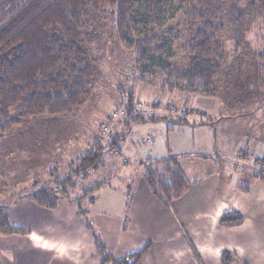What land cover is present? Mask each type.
Listing matches in <instances>:
<instances>
[{
    "label": "rangeland",
    "instance_id": "obj_1",
    "mask_svg": "<svg viewBox=\"0 0 264 264\" xmlns=\"http://www.w3.org/2000/svg\"><path fill=\"white\" fill-rule=\"evenodd\" d=\"M179 1L182 10L172 21V25L176 26V34L179 32L184 37L182 34H186L190 16L199 10L226 28L222 38L226 58L217 91L212 95L186 96L161 90L162 78L159 76L152 84L138 82L135 55L120 46L111 16L104 13L103 16L88 20L82 30V37L83 49L92 67V80L81 107L70 116L22 120L0 140V213L7 216L8 212H12V217H8L12 225L20 227L14 224L17 219L15 210L23 200H31V195L37 191L43 189L59 195L60 185L67 193L64 197L70 196L74 201V198L81 197L97 183L105 181L115 188L123 178V169L135 166V161L140 163L141 159L164 155L167 143H173L177 137L197 140L200 145L217 132L220 146L235 143L236 148L244 137L257 135L255 128L264 137V87L258 62L260 49L264 48V0ZM130 96L136 114L143 118L154 115L164 119L146 120L145 123L137 121L126 130L123 126L126 121L125 110L119 118L113 112L119 105L125 104ZM166 117L186 118L193 126L178 124ZM180 125L186 127L183 135L177 132ZM103 129L107 130L105 134L101 133ZM121 129L126 139L124 144L121 143V155H113L110 149H105L97 170H87L85 177H71L78 158L91 148L94 140H101V144H104L108 141V133ZM172 129L174 134L171 135ZM148 137L151 144L146 141ZM203 151L209 153L211 149L207 151L203 148ZM260 159L264 160V157ZM126 160L130 163L124 164ZM247 161L242 157L231 160L235 169L239 166L234 171L238 180L244 175L248 178L253 170H259L258 166ZM182 164L188 170L190 181L207 173L205 163L196 158L184 160ZM233 166L228 163L222 170L226 174L227 168V174L233 173ZM51 173L53 177H50ZM67 177H71V182L61 185L60 182ZM249 179L250 183L252 178ZM95 198L96 192L91 193L90 201L81 200L79 206H95L98 204ZM75 204L77 211L78 203ZM20 210L22 215H26L25 209ZM97 210L108 213L106 210ZM117 211L113 209L112 215L115 216ZM36 219L42 223L34 226V229L41 226L45 228L43 220ZM28 227L32 228L33 225ZM107 243L114 246V238L108 239ZM138 248L133 246L130 250Z\"/></svg>",
    "mask_w": 264,
    "mask_h": 264
},
{
    "label": "trees",
    "instance_id": "obj_2",
    "mask_svg": "<svg viewBox=\"0 0 264 264\" xmlns=\"http://www.w3.org/2000/svg\"><path fill=\"white\" fill-rule=\"evenodd\" d=\"M177 1L175 4V0H0V140L22 120L70 116L81 107L92 80L82 30L88 20L104 13L111 16L122 49L135 55L138 82L152 84L159 76L161 90L170 94H214L226 58L222 40L226 28L199 10L190 16L184 37L176 34L172 21L182 10L181 2ZM258 62L264 87V48L260 49ZM119 106L113 113H118L119 118L125 110L126 121L122 122L126 130L137 121L164 119L136 114L131 96ZM166 119L192 125L186 118ZM122 129L108 133L104 144L94 140L91 148L78 158L71 177H85L87 170H97L103 151H117L124 141ZM148 140L151 141L149 137ZM254 164L259 170L251 172L252 179L264 183V160L255 159ZM53 176L51 173L50 177ZM71 177L60 184L70 183ZM142 177L151 194L167 206L180 199L190 183L177 157L143 165ZM103 185L97 183L81 197L74 198L78 203L77 214L85 219L92 237L94 254L90 260L96 264H141L152 249V242L118 257L107 250L88 217L89 212L79 206V201ZM58 190L59 195L41 189L31 195V200L39 207L54 210L59 199L67 195L63 186L59 185ZM243 219L239 211H227L218 223L232 227L240 225ZM27 233L12 225L8 215L0 213V237ZM191 249L196 257L192 246ZM219 262L248 264L230 251L222 252Z\"/></svg>",
    "mask_w": 264,
    "mask_h": 264
},
{
    "label": "crops",
    "instance_id": "obj_3",
    "mask_svg": "<svg viewBox=\"0 0 264 264\" xmlns=\"http://www.w3.org/2000/svg\"><path fill=\"white\" fill-rule=\"evenodd\" d=\"M185 128L178 127L179 135H183ZM254 130L257 135L244 137L238 148L235 143L220 146L217 132L200 145L197 140L177 137L173 143H167L164 155L141 159L140 163L135 161V166L123 169V180L118 179L115 188L102 182L104 185L94 191V201L98 204L81 208L89 212L88 217L107 250L118 257L132 252L133 246L140 249L149 241L152 249L141 264H220L219 257L224 251L235 253L248 264H264V183L254 179L249 183V177L253 178L250 174L238 180L234 171L239 166L235 169L231 163L242 157L254 164V158L264 157V137L261 131ZM203 148L211 151L203 153ZM122 149V145H118L113 155H121ZM168 157H177L186 174L188 170L182 162L187 159L196 158L208 168L205 175L190 181L186 193L170 206L151 194L142 177L143 165ZM129 163V160L124 161V164ZM228 163L233 166V173L227 174L226 168L225 174L222 169ZM89 195L82 202H89ZM21 203L15 210L14 224L28 233L17 236L19 238L16 235L0 237V264H96L95 260H90L94 254L92 237L70 196L61 197L56 209L48 211L28 199ZM20 209H25L26 215H22ZM113 209L118 210L115 216ZM227 211L242 213V223L220 226L219 218ZM11 215L12 212H8L9 219ZM36 218L43 220L45 228L34 229L42 223ZM111 238H114V246L107 243Z\"/></svg>",
    "mask_w": 264,
    "mask_h": 264
},
{
    "label": "built area",
    "instance_id": "obj_4",
    "mask_svg": "<svg viewBox=\"0 0 264 264\" xmlns=\"http://www.w3.org/2000/svg\"><path fill=\"white\" fill-rule=\"evenodd\" d=\"M119 114H120V113H119ZM115 115L117 116L118 113H115ZM101 133H102V134H105V133H106V129H103ZM150 142H151L150 140L147 141V143H150Z\"/></svg>",
    "mask_w": 264,
    "mask_h": 264
}]
</instances>
